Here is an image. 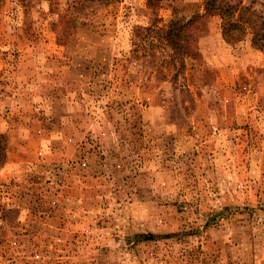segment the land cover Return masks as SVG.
<instances>
[{"label": "rangeland", "instance_id": "obj_1", "mask_svg": "<svg viewBox=\"0 0 264 264\" xmlns=\"http://www.w3.org/2000/svg\"><path fill=\"white\" fill-rule=\"evenodd\" d=\"M225 1L173 57L202 0H0V264H264V0Z\"/></svg>", "mask_w": 264, "mask_h": 264}, {"label": "trees", "instance_id": "obj_2", "mask_svg": "<svg viewBox=\"0 0 264 264\" xmlns=\"http://www.w3.org/2000/svg\"><path fill=\"white\" fill-rule=\"evenodd\" d=\"M202 13H195L187 19L174 18L159 31V38L171 48L173 57L177 55H191L193 50L190 49L184 41V37H189L192 23L203 15L216 14L221 19V34L226 41H236L239 35L245 31V23L237 18L239 10L238 3H230L225 0H202ZM263 30L254 31L251 36L252 45L261 49L264 48V22ZM162 32V36L160 35ZM165 39V40H164ZM175 65V63H174ZM5 160V141L0 135V166ZM152 235L145 236V239H151Z\"/></svg>", "mask_w": 264, "mask_h": 264}]
</instances>
